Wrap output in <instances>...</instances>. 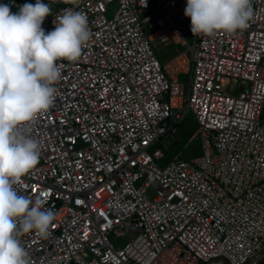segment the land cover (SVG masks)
Listing matches in <instances>:
<instances>
[{
  "label": "built area",
  "instance_id": "built-area-1",
  "mask_svg": "<svg viewBox=\"0 0 264 264\" xmlns=\"http://www.w3.org/2000/svg\"><path fill=\"white\" fill-rule=\"evenodd\" d=\"M24 2L0 0L14 13ZM42 2L46 31L71 8L91 37L59 62L54 103L27 126L40 157L15 187L46 193L54 213L46 238L20 237L29 264H259L264 0L246 29L212 35L191 33L187 0ZM170 44L182 49L161 61ZM188 112L200 154L166 155Z\"/></svg>",
  "mask_w": 264,
  "mask_h": 264
},
{
  "label": "clouds",
  "instance_id": "clouds-1",
  "mask_svg": "<svg viewBox=\"0 0 264 264\" xmlns=\"http://www.w3.org/2000/svg\"><path fill=\"white\" fill-rule=\"evenodd\" d=\"M50 12L42 0H25L15 13L0 3V264H29L20 237L30 231L41 238L49 234L54 213L43 207L47 194L31 199L15 187L40 157L27 126L53 105L59 62L78 60L91 37L87 16L71 8L46 31L42 24ZM184 15L192 34L212 35L246 29L253 9L251 0H187Z\"/></svg>",
  "mask_w": 264,
  "mask_h": 264
},
{
  "label": "rangeland",
  "instance_id": "rangeland-1",
  "mask_svg": "<svg viewBox=\"0 0 264 264\" xmlns=\"http://www.w3.org/2000/svg\"><path fill=\"white\" fill-rule=\"evenodd\" d=\"M115 3L111 4L107 10V16L110 17L113 14L115 9ZM189 42L191 39L188 37ZM182 49L180 45L170 44L168 46L160 45L157 50L159 53V59L163 61L165 58L162 56V52L165 50L169 51L170 54H174L176 51ZM196 129V122L194 120L193 115L188 112L184 115L182 122L178 126V134L174 140V143L169 144V150L166 151V155H169L172 152H177L180 154L183 159H190L200 154V145L198 141V137L194 134ZM151 193L153 191L150 189ZM128 236L126 237H118L115 238L114 241L119 245H122L126 240H128ZM259 264H264V257H261L259 260Z\"/></svg>",
  "mask_w": 264,
  "mask_h": 264
},
{
  "label": "crops",
  "instance_id": "crops-1",
  "mask_svg": "<svg viewBox=\"0 0 264 264\" xmlns=\"http://www.w3.org/2000/svg\"><path fill=\"white\" fill-rule=\"evenodd\" d=\"M166 46H168V45H166ZM176 52H177V51H176ZM176 52H175V53H176ZM175 53H174V54H175ZM161 55L164 56L165 59H164L163 61H165L168 57H170V56L173 55V54H170L169 51L165 50V52L163 51ZM158 56H159V53H158Z\"/></svg>",
  "mask_w": 264,
  "mask_h": 264
}]
</instances>
